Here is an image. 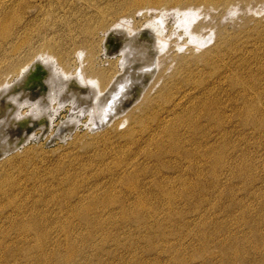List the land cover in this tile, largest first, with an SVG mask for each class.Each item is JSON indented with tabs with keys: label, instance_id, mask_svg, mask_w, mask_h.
Segmentation results:
<instances>
[{
	"label": "rangeland",
	"instance_id": "374dc122",
	"mask_svg": "<svg viewBox=\"0 0 264 264\" xmlns=\"http://www.w3.org/2000/svg\"><path fill=\"white\" fill-rule=\"evenodd\" d=\"M116 1L0 0V15L19 16L20 24L26 27L19 31V43L31 38L37 56L48 47V42L57 45V53L68 52L64 60L62 56L53 60L46 56L44 60H51L56 77L81 76V81L91 67L108 70L110 74L116 69L110 64L115 58L106 56L103 45L105 35L113 27L121 24L127 35L130 30H150L147 34H152L160 45L159 60L154 76L148 77L151 80L142 96V108L136 104L129 111L140 120L145 118L143 108L158 103L167 105L171 97L168 92L177 95L182 88L211 89L210 96L219 97V167L205 173L189 189L172 187L173 204L148 199L140 207L117 200L114 202L119 203L97 201L91 206L86 202L85 206L76 207L74 214H68L70 208L61 202L66 212L61 218L62 229L67 231L61 236V248L41 254L1 250L0 264H264V0H219L213 6L196 0V4L186 3L177 9L173 0L159 8L131 0L120 17L110 16L107 26L87 37L84 30L86 26L93 27L90 20L98 17L97 9L104 10L106 3ZM5 49L0 48V60L12 63L17 58L6 60ZM28 52L25 50L20 57H26ZM247 62H251V70L242 69ZM28 64L13 73L7 66L5 85L15 83L18 72ZM47 70L39 61L29 75L31 83L40 82L39 90L45 96L51 91ZM247 101L252 105L247 107ZM32 103L19 105L18 115L31 113L35 106ZM48 104L47 117L39 119L34 128L35 138L22 145L10 163V155L0 162V172H5L0 174H8L5 182L22 181L20 184L24 183L22 187L29 193L27 197L16 194L19 206L38 199L33 184L39 187L71 174L77 176L75 183L84 186L88 181L93 193L100 196L108 189L126 196L131 185L136 193L149 195L148 188L139 187L141 174H135L140 177L139 183L133 179L132 183L126 182L124 189L119 188L122 185L115 190L107 185L103 189L94 186L92 180L102 162L113 154L115 145H124L119 144L124 141L120 135L132 138L133 131L143 129L138 122H125L123 114L99 129L93 125L96 119L91 120L93 115L88 108L82 110L70 100L54 98L48 99ZM248 112L250 118L244 121ZM257 117L260 125L255 121ZM116 120L121 124L118 131L112 127ZM72 122L76 124L72 133L64 132L63 139L56 136L65 124ZM125 150L130 152V147L125 146ZM139 157L136 159L142 162V156ZM160 188L154 185L151 189ZM14 204L15 201L12 207L7 205L4 211L14 212ZM122 204L129 210L127 216L110 214L109 211L124 208Z\"/></svg>",
	"mask_w": 264,
	"mask_h": 264
},
{
	"label": "bare ground",
	"instance_id": "6f19581e",
	"mask_svg": "<svg viewBox=\"0 0 264 264\" xmlns=\"http://www.w3.org/2000/svg\"><path fill=\"white\" fill-rule=\"evenodd\" d=\"M130 1L117 0L113 3H106V6L103 7V9L105 8L104 10L98 8L96 11V16H98L95 19L96 22L93 19L90 20L91 23L94 22L93 27L86 26L84 30L87 33V37L93 35L98 28L107 26V23H110V20L108 21L110 16L119 15L120 17L121 11L125 9ZM135 1L141 3L143 6L158 7L163 6L162 4L164 3L167 4L171 0ZM173 1L177 9L186 3H193L196 0ZM198 1L205 5L213 6L219 0ZM132 2L135 3L133 0ZM110 9L111 12L109 13ZM125 11H127V8ZM18 19L19 16L15 14L0 15V48H3V46L7 47V50L5 49V52L8 53L6 60L8 58L10 60L17 58L9 64L8 62L2 63L0 60V162H3L6 156L10 155L8 157V163H10L15 158L17 150L34 137L33 132L35 126L38 125V120L47 117L45 115V107L48 104V99L54 98L63 102L70 100L82 110L88 108L92 113L91 116L93 115L91 120L96 119L93 124L97 125L96 128L105 127L111 123L113 118L117 116L118 119V115L123 114H126L125 122L135 121L143 127L138 132L133 131L132 138H126L124 134L120 135L124 141L119 144L124 143V145H115L116 149L113 146L114 151L111 149L113 154L110 150L109 152L112 155L108 160L103 161L105 157H101V161L103 162L100 165L101 168L98 169L99 172L97 171L95 172L96 174H93L92 177L94 179L92 180L94 184H92L97 187L102 186L104 187L103 189L107 185V187L114 190L122 185L119 188L124 189L126 182L130 181L132 183L133 179L139 183L140 177H135V174H141L142 185H139V187L148 188L150 196L136 193L132 185L129 186V190H126L128 194L123 193L127 194L126 196L122 195L120 191H116L117 193H114V191L109 192V189L104 196H100L96 192L93 193L94 191H92L91 186H88V181L84 186L81 182L75 183L74 179L77 176L71 174L67 178L55 180L50 184H41L39 187H35V184H33L35 193H38L36 194L38 195V199L35 198L36 200L33 203L30 202V205L22 207L18 205L16 194H23V197H27L26 195L29 193H26L25 189H23L22 185L24 183L22 185L20 184L22 181L19 184L6 183L5 179L8 177V174L7 177L0 174V209L2 210L0 212V251L3 250L7 253L24 252L28 254H41L58 250L61 248V236L63 233H67L65 229H62L61 221L66 212L74 214L76 207L85 206L86 202H90L89 206H91L97 201L114 202L117 200L124 201L126 204H138L139 207L143 206L142 203L148 200L153 202L158 200L173 204L175 196L172 193V187L179 186L189 189L203 179L202 177L205 173L214 172L218 169L219 97L217 98L216 95L210 96L211 89L204 91L202 87L193 88L200 95L198 97H195L196 94H194L193 90H185L186 88L184 90L182 88L178 93H175L177 95H172V91V93L168 92V96L171 95V97L168 99L167 96L168 103L165 101L167 105L159 106L158 103V105L153 104L147 108H143L142 110L145 114L143 117L145 118L140 117V120L138 119L139 117L136 118L129 111L134 105L140 104L138 107L140 108L144 103L142 96L145 92L144 90L147 88L148 81L151 80L148 77L154 76L157 61L159 60L160 45L154 39L155 37L151 36L152 34H147L150 30L147 33L130 30V35H127L128 31L126 34V30H124L125 28L123 29L121 24H119L121 26L116 25L115 28L113 27V29L107 32L104 42H102L105 47L106 56L115 58L114 60L112 59L113 61H110V64L115 65L116 69L110 74L108 70H99L91 67L90 70L87 69L85 74L83 73L85 77L81 81V76L70 77L67 75L69 78L63 79L53 74V70L55 69L53 63L49 59L46 61L44 59L48 57L53 60V58L58 59L62 56L61 60H64L69 56L68 52L57 53L56 44L48 42V47L38 56L36 55L38 52L34 49L31 38L28 37L26 42L23 41V44H20L19 31H25L26 27L22 26ZM122 22L120 21V23ZM14 23L15 25H13ZM160 24L163 23L160 22ZM124 26H126L125 23ZM15 27L19 28L15 29ZM109 42L113 44L108 45L107 43ZM25 50H29L27 56L20 57ZM19 57L20 59L18 60ZM39 61H42L49 72L47 83L50 84L51 91L48 96H45L39 90L41 88L38 87L40 82L31 83L29 80L30 73ZM249 63L247 62L246 67L242 69L251 70ZM26 64H28L27 68L18 72L17 81L6 86L5 77L7 72L4 69L8 66L9 72L13 73L17 72L19 67ZM215 64L217 65L218 63ZM196 83L199 84L198 82ZM32 102L35 103V106L32 107L31 113L20 117L18 115L20 109L16 110L19 108L18 106L24 103L31 104ZM246 103L247 107L252 105L251 101H247ZM21 107L23 106L21 105ZM248 118H250L249 112L244 121H247ZM255 121L259 124L261 120L257 117ZM43 122V129L45 131L47 122L45 120ZM72 123L65 124L57 132L56 136L63 139L64 132L72 133L76 126V124ZM120 126L121 124L117 120L112 125V127L117 128L115 129L117 131ZM131 144H136L134 146L135 149L131 147ZM125 146L130 147V152L125 150ZM138 155L142 156V162L136 159ZM148 163L153 164L150 166ZM162 167L164 168L163 170ZM148 171L151 172L150 175H148ZM0 173L5 174V172ZM154 185L161 187L160 190H152L151 188ZM14 201L16 203L14 204L16 205L14 206L15 211H4L7 205L12 207ZM61 202L66 203L70 209L65 212ZM110 206L112 205L108 207ZM124 206L122 204L121 207ZM109 212L111 215L121 214L127 216L129 214V210L126 207L121 208L119 212Z\"/></svg>",
	"mask_w": 264,
	"mask_h": 264
}]
</instances>
